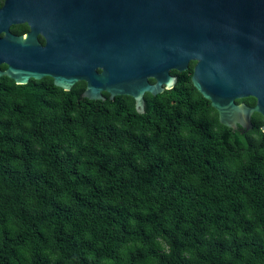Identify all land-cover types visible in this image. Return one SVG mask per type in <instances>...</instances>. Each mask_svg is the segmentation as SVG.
<instances>
[{
	"label": "trees",
	"instance_id": "1",
	"mask_svg": "<svg viewBox=\"0 0 264 264\" xmlns=\"http://www.w3.org/2000/svg\"><path fill=\"white\" fill-rule=\"evenodd\" d=\"M192 72L143 114L1 78L0 264H264L262 122L221 125Z\"/></svg>",
	"mask_w": 264,
	"mask_h": 264
},
{
	"label": "water",
	"instance_id": "2",
	"mask_svg": "<svg viewBox=\"0 0 264 264\" xmlns=\"http://www.w3.org/2000/svg\"><path fill=\"white\" fill-rule=\"evenodd\" d=\"M84 2L82 77L58 81V88L67 92L84 80L87 87L81 97L98 101L100 86H107L111 96L132 98L136 111L143 114L146 94L156 96L172 89L177 79L170 72H185L195 63L193 87L210 102L221 125L250 129L252 114L264 119V0ZM17 23L19 0H7L0 10V32H6L0 38V64L7 65L0 70V79L25 85L30 79L47 77L39 71L48 66L39 57L37 66L28 67L26 52L22 63L19 48L35 44L32 37L22 42L8 33L9 25ZM79 24L78 19L72 20L74 30ZM102 62L104 71L95 73ZM247 97L256 99L253 108L235 104Z\"/></svg>",
	"mask_w": 264,
	"mask_h": 264
},
{
	"label": "flooded vegetation",
	"instance_id": "3",
	"mask_svg": "<svg viewBox=\"0 0 264 264\" xmlns=\"http://www.w3.org/2000/svg\"><path fill=\"white\" fill-rule=\"evenodd\" d=\"M6 1L7 0H0V10L3 8ZM84 4V0H19V23L10 24L8 33L12 36L19 37L22 42L32 37L35 46L20 47L19 50L22 55V63L24 62L23 55L25 52L27 53L25 61L30 68H34L35 65L37 66V59L39 57H44V61L48 68L42 69L39 72L46 73L48 76L39 81H46L53 87H57L55 84L58 81H70L82 77V69L85 62L83 47L84 36L81 27ZM73 19H78L80 23L79 28L78 25H76L77 30L72 28ZM52 22L56 24H52ZM5 35L6 32H0V38H3ZM194 65L195 63H193V67ZM6 68L7 65L5 63L0 64L1 71H4ZM104 69V62H102L95 67V73L101 74ZM34 71L35 70L32 69V71L28 72L33 73ZM174 72L176 71H171L170 75L176 77L178 80ZM31 81L34 80L30 79L29 82ZM149 83L154 84L155 81L149 79ZM74 87H77V90H81V96L87 87V83L84 80H79L73 85L70 91ZM100 88L101 99L98 101L106 102L109 100L113 103L116 102L119 96H111L105 89L107 86L104 87L102 85ZM164 91H166V89H164ZM164 91L162 93H164ZM250 99L254 100L253 105H249L246 102ZM235 104H244L249 108H253L256 104V99L247 97L235 101ZM255 114L260 117V122L262 123L259 129L264 133L262 131L264 119L258 113L251 115L250 129L237 126V128L233 130L238 131L239 134L243 136L251 133L254 130L253 117Z\"/></svg>",
	"mask_w": 264,
	"mask_h": 264
}]
</instances>
